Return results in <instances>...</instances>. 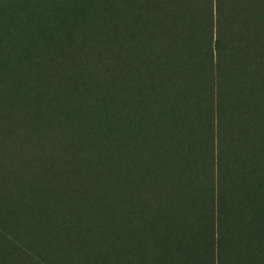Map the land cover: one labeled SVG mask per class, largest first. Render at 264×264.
<instances>
[{
    "label": "trees",
    "instance_id": "16d2710c",
    "mask_svg": "<svg viewBox=\"0 0 264 264\" xmlns=\"http://www.w3.org/2000/svg\"><path fill=\"white\" fill-rule=\"evenodd\" d=\"M22 1L29 2L16 15L26 22L22 37L14 35L0 44V116L9 123L21 119L35 133L29 142L28 177L19 174L28 141L0 140V264H102L96 251L108 244V233L117 228L120 243L134 226L145 244L144 264H195L183 246H192L194 233L200 231L195 215L199 206L207 248L199 264H264V58L253 96L245 62L226 56L228 32L244 23L243 33L256 35L264 51V0H205L211 9L206 19L211 52L204 54L213 68L214 91L205 136V186L198 207L191 116L182 94L197 44L190 0H160L156 11L148 8L161 24L160 34L151 37L154 63L178 86L180 105L170 119L162 107L160 121L153 116L136 126L130 122L131 104L119 115L107 116L100 112L95 95L79 85L74 99L63 102L67 114H62L59 96L52 98L56 82L50 74L66 71L62 61L68 48L50 42L57 39L55 31L65 28V13L74 15L72 26L81 30L84 76L110 95L112 79L107 74L112 63L105 51L112 27L107 8L96 12L100 0ZM35 11L45 14L44 28L30 17ZM169 13L175 15V29L166 24ZM121 26H132L129 15ZM118 69L123 77L120 97L127 100L133 76L122 60ZM86 108L93 110L91 117L85 115ZM62 121L64 134L54 142L52 134ZM100 126L108 135L104 139L96 136ZM78 144L84 150L76 153ZM115 163L120 170L113 169ZM29 196L36 198L31 205ZM83 227L91 229L93 239L82 234ZM119 243L113 264H133L130 241Z\"/></svg>",
    "mask_w": 264,
    "mask_h": 264
},
{
    "label": "rangeland",
    "instance_id": "374dc122",
    "mask_svg": "<svg viewBox=\"0 0 264 264\" xmlns=\"http://www.w3.org/2000/svg\"><path fill=\"white\" fill-rule=\"evenodd\" d=\"M160 0H100L96 12L100 14L103 8H107V20L112 27V35L108 41L109 51H105V55L109 56L112 63V72L107 74L112 79V88L110 95H107L103 91H99L93 82L88 80L84 76V60L86 56L82 57V51L80 49L81 43L79 42V35L81 30L72 25L76 24L74 15L64 14L63 24L65 28L60 27L55 33L57 39H52L50 43L57 47L63 43L68 52L65 59L62 61L66 65V71L58 73L52 72L50 79L54 80L56 84L51 88L52 98L57 99L59 96L60 107L63 106V102L70 103L77 94L76 86L79 85L83 90L95 95L98 103V107L101 113L107 116H116L121 112V108H125L127 104H131L133 107V113L130 116L131 125L136 126L138 123H142L145 120H149L151 117H155V122L160 121L159 112H162L164 107L165 113H167V119H170L177 111V107L180 105L178 96L179 89L176 83L171 79L166 72L161 73L157 67V63H154L155 56L153 54V43L151 37H156L160 34L161 24L156 22L152 13L148 12V8L152 7L156 11V3ZM174 2V0H172ZM213 2V0H212ZM165 3V2H164ZM29 5V2H23L22 0H0V44L3 43L5 38H12L16 35L18 38L22 37L23 29L26 22L23 21L21 15L16 17L20 10H23ZM190 12L189 17L194 29L192 32L195 39L196 49L193 52L194 61L189 74V81L185 89L182 91L184 97V103L190 109V121H191V135L189 137L190 145L193 148V162H194V180L199 187L196 192H200V195L196 197L195 204L198 207L200 203V196L205 186V178L203 175L204 162L208 152L205 149V136L207 134V128L212 116L211 101L213 99L214 82L213 74L211 71L210 60H207V55L204 53L211 52V46L209 45L210 33H206V19L210 18L211 9L206 6L205 0H190ZM148 12V14H146ZM214 12V11H213ZM125 15L130 16V28H124L121 26L122 19ZM238 18V13L235 15ZM30 17L36 22L40 23L42 27L45 26V14L43 12H33ZM168 18V13L165 14ZM241 17L238 20H241ZM163 18V17H162ZM210 21V19H209ZM240 22V21H239ZM238 23V22H237ZM166 24L172 29L176 28L175 15H170ZM253 25L260 27L257 21L254 19ZM72 27V28H71ZM235 28L228 32L230 38L227 40V52L226 56L236 55L242 63L245 62L244 72L250 77L249 89H252L253 96L255 90L260 84V68L261 61L264 58V51L256 35L244 34L246 30V24L234 26ZM74 28V29H73ZM168 28V27H167ZM165 28L164 30H166ZM213 43L216 40V31L214 30ZM151 35V36H148ZM214 55V54H213ZM171 56V55H168ZM122 60L123 67H128L129 72L133 78L130 79V97L125 100L120 97V85L119 82L123 78L121 70L118 69V63ZM11 61L7 60V62ZM16 68V67H15ZM17 70V69H16ZM19 71V70H17ZM19 71L18 74H20ZM101 75H105L101 72ZM215 75V74H214ZM105 77V78H108ZM212 77V79H211ZM105 78L101 79L104 80ZM224 82H227L226 80ZM62 102V103H61ZM226 102V101H225ZM256 103V102H255ZM42 105V103H41ZM44 105V104H43ZM64 107V106H63ZM67 114L65 107L62 108ZM123 110V109H122ZM85 115L91 117L93 110L86 108ZM14 117V115L12 114ZM8 122L0 116V140H10L15 142L17 140L28 141V152L21 155L20 161L22 163V169L19 170V174L22 172L29 176L31 161L28 154L32 152V145L29 143L32 140L34 128H27L23 120ZM169 121V120H167ZM60 122V121H59ZM257 124V121H254ZM60 124V123H59ZM158 126V125H157ZM156 126V128H157ZM63 121L59 125L56 133L52 134V139L55 142L57 138L63 136ZM164 127L161 128V131ZM169 130V125H166V132ZM112 143L115 146L116 132L112 134ZM97 138H106L108 135L104 133L103 126L99 128ZM88 140V139H85ZM86 141H84L85 143ZM86 144V143H85ZM57 151V149H53ZM84 150L80 144L77 145L74 152ZM57 153V152H56ZM121 165L115 163L113 165L114 170H120ZM34 196H29L28 205L35 202ZM118 207V213L123 216L122 209ZM197 222L200 226V231L194 233L191 240L192 246H183L184 252L191 255L195 264H199L200 256L206 253L207 248L205 246V234L201 222L204 219V212L200 206L195 211ZM96 219V218H95ZM134 217L133 222H136ZM115 216L113 217V222ZM83 227L81 229L82 234L93 239L92 231L89 227ZM138 230L136 227H132L130 234L123 239L122 242L130 241V259L133 264H144L143 254L141 249L145 244L138 238ZM92 241V240H91ZM108 244H101L96 251L97 257L102 264H113L115 247L118 242L117 228L116 230L108 233ZM119 243L118 246H121ZM72 247V246H71ZM147 247V245H146ZM258 248L257 246H254ZM137 261V262H136Z\"/></svg>",
    "mask_w": 264,
    "mask_h": 264
}]
</instances>
